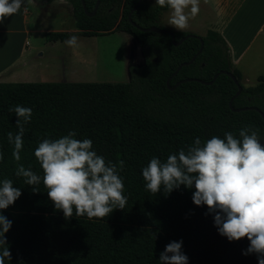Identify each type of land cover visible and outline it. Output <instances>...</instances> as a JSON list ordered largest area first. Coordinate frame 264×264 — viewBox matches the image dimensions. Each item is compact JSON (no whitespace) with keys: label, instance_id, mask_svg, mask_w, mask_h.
Returning <instances> with one entry per match:
<instances>
[{"label":"trees","instance_id":"16d2710c","mask_svg":"<svg viewBox=\"0 0 264 264\" xmlns=\"http://www.w3.org/2000/svg\"><path fill=\"white\" fill-rule=\"evenodd\" d=\"M44 6L52 0H33ZM71 7L74 26L86 35L126 30L135 37L142 56L139 65L127 67L125 81H0V181L11 179L22 195L7 211L15 213L14 264H160V253L172 241H183L188 264H258L255 254L244 255L249 241H228L214 226L207 206L192 201L194 188L183 185L171 193L153 194L145 187L142 169L153 156L169 154L225 132L257 130L264 140V77L253 84L241 82L231 62L228 45L215 32L192 34L174 44L168 32L142 30L154 24L162 10L156 2L98 0L86 14L81 0H64ZM96 0H83L91 11ZM189 31H173L174 39ZM68 33L46 30L45 40H62ZM200 42H202L199 49ZM194 56L190 62L187 61ZM182 63V64H181ZM180 64V65H179ZM231 71L241 85L220 70ZM216 76L213 78V75ZM168 82L166 83V79ZM188 78L170 88L179 79ZM200 80H210L209 83ZM233 107L247 106L232 110ZM17 104L33 110L25 125L21 161L12 157L14 145L7 133L17 132ZM256 107V108H254ZM263 114V117L262 115ZM77 132L90 138L98 155L123 160L120 175L127 205L104 218L75 214L66 219L55 209L43 182L26 185L15 175L18 163L43 176L34 151L44 138L56 139ZM264 145V143L262 144ZM171 255V253L169 254Z\"/></svg>","mask_w":264,"mask_h":264},{"label":"clouds","instance_id":"9594fccd","mask_svg":"<svg viewBox=\"0 0 264 264\" xmlns=\"http://www.w3.org/2000/svg\"><path fill=\"white\" fill-rule=\"evenodd\" d=\"M155 2L170 10L168 24L180 31L199 12V0ZM23 4L24 0H0V24ZM77 41L73 34L64 43L74 47ZM9 112L17 117V132H8L7 137L14 145L12 157L20 162L25 125L30 123L33 110L17 104ZM77 135L70 130L62 137L39 142L34 155L41 165L42 177L22 163H18L15 175L23 177L33 192L39 191L36 186L42 181L48 198L66 219L73 214L102 219L114 209H124L128 198L120 171L125 162L106 160L94 150L90 138L78 139ZM260 141L258 131L249 127L241 128L238 136L225 132L224 138L213 136L204 142L196 137L191 145L169 154L165 160L153 156L142 169L145 187L153 194L162 188L166 194L171 193L181 185L194 188L193 203L207 206L205 215H213L218 233L230 242L247 238L249 245L243 254H255L258 264H264V145ZM3 159L0 150V161ZM21 195V189L14 187L11 179L0 181V210L13 205ZM12 223L0 211V264L12 258L5 235ZM182 245V240L168 243L160 253V264H188Z\"/></svg>","mask_w":264,"mask_h":264},{"label":"rangeland","instance_id":"374dc122","mask_svg":"<svg viewBox=\"0 0 264 264\" xmlns=\"http://www.w3.org/2000/svg\"><path fill=\"white\" fill-rule=\"evenodd\" d=\"M149 1L155 2V0ZM35 5L42 20L41 26L35 23L36 27L66 31L68 34L76 35L78 41L74 47L66 45L64 42L70 36L67 35L62 40L44 45L42 35L35 33L31 38L34 44L31 56L34 55L38 65L29 72V76L34 77L29 81H125L128 78L127 67L141 64V52L131 32L114 30L105 34L86 35L74 26L71 7L66 1L52 0L44 6H39L37 3ZM169 16L168 8L162 10L154 25L172 31H180L168 24ZM199 17H202L200 12L194 18H190L187 28L192 27L194 20L200 21ZM200 26H197L194 33H202L203 28ZM40 50L44 54L38 56L36 52ZM252 75L247 74L246 80L241 77V82L244 84L255 83L256 77ZM0 211L13 222L12 227L5 234L12 258L6 260L5 264H14L15 213L7 210Z\"/></svg>","mask_w":264,"mask_h":264},{"label":"crops","instance_id":"0c3cea01","mask_svg":"<svg viewBox=\"0 0 264 264\" xmlns=\"http://www.w3.org/2000/svg\"><path fill=\"white\" fill-rule=\"evenodd\" d=\"M31 9L29 10V8ZM200 21L194 20L190 28L195 32L219 33L228 45L233 65L246 80L247 74L264 77V0H199ZM33 0H24L21 9L0 24V81H29L34 77L29 72L38 65L31 56L34 47L32 36L46 30ZM36 24L40 26L36 27ZM72 35V34H68ZM57 40H45L44 45ZM38 50V49H37ZM44 54L42 50L36 52Z\"/></svg>","mask_w":264,"mask_h":264},{"label":"water","instance_id":"95a60500","mask_svg":"<svg viewBox=\"0 0 264 264\" xmlns=\"http://www.w3.org/2000/svg\"><path fill=\"white\" fill-rule=\"evenodd\" d=\"M97 1H98V0H96L94 6H93V8H92V10H91V11H88V10H86V8L84 7L83 0H81L82 5H83V8H84L86 14L91 15V14L94 12L95 7H96V5H97ZM139 2H140V0H136V2L134 3L132 9L135 8V7L138 5ZM140 29H142V30L157 31V32H168V33L170 34V36H171V40H172V42H173L174 44H178V43H179L182 39H184L186 36H189V35L192 34L191 32H187L186 34L180 36L177 40H175V39H174V34H173V31H172V30L165 29V28H161V27L156 26V25H154V24H151V25H148V26H144V27H140ZM201 45H202V42H200V46H199L198 51L200 50ZM193 57H194V56H191V58H190L189 60L184 61V62H182V63L190 62V61L193 59ZM182 63H181V64H182ZM179 65H180V64H179ZM220 71H221V72H224V73H226V74H228V75L232 78V80L234 81V83L236 84V87H237L236 90H235V92H234V95L237 94V93L240 91V89H241V85L239 84L238 79L233 75V73H232L231 71H228V70H225V69H222V70H220ZM217 73H218V72H216V73L213 75V78L216 76ZM213 78H212V79H213ZM186 79H188V78H182V79H179V80H177L176 82H174L172 85H169V87L172 88V87H174L175 85H177L179 82H181V81H183V80H186ZM196 79H197V78H196ZM212 79L207 80V81L200 80V79H197V80H199V81H201V82H204V83H209V82L212 81ZM167 82H168V78L166 79V83H167ZM232 97H233V96H231V98L228 100V105H229V107H230L232 110H239V109H244V108L247 107V106L233 107V106L231 105V99H232ZM254 108H256V107H254ZM261 115H262V117H263V114H261ZM260 142H261V144H263V143H264V140H261Z\"/></svg>","mask_w":264,"mask_h":264}]
</instances>
